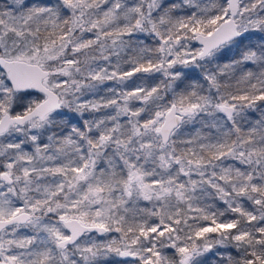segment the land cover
I'll return each instance as SVG.
<instances>
[{"label":"snow or ice","instance_id":"6c2138e0","mask_svg":"<svg viewBox=\"0 0 264 264\" xmlns=\"http://www.w3.org/2000/svg\"><path fill=\"white\" fill-rule=\"evenodd\" d=\"M0 264H264V0H3Z\"/></svg>","mask_w":264,"mask_h":264},{"label":"rangeland","instance_id":"374dc122","mask_svg":"<svg viewBox=\"0 0 264 264\" xmlns=\"http://www.w3.org/2000/svg\"><path fill=\"white\" fill-rule=\"evenodd\" d=\"M3 2V0H0V3H2ZM88 34V33H87ZM89 36H91V34H89ZM103 63V62H102ZM110 82V81H109ZM109 82H106L103 86H102V88H101V90H100V93H99V95H105L106 94V90L109 88V87H107V84H109ZM112 84H113V82H112ZM138 84H142V83H138ZM137 84V85H138ZM110 87H112V88H116L117 89V91H119L120 90V88H122V87H124L123 85H117L116 84V82L114 83V85H112V86H110ZM127 87L128 88H131L129 85H127ZM135 87V86H134ZM86 98H89V99H91V98H93L92 96H89V97H86ZM136 106L138 107L139 106V102H136ZM110 112H112V109H104V110H102L101 112H98L97 113V116H103V115H105L106 113H110ZM92 113H85V115H84V119H91V118H93V115H91ZM143 117V116H142ZM256 119V118H255ZM251 120V119H250ZM241 124H242V126L243 127H245V128H247L248 127V122H246V121H241ZM201 128V125L199 124V123H194V124H190V125H188L185 129H183V131H185V132H188V133H195V131L197 130V129H200ZM205 131H206V129H205ZM27 150L28 151H33V149H32V147L31 146H28V148H27ZM147 205V202H143V204H142V207L143 206H146ZM33 233H32V230L31 229H27V228H21L20 230H19V232L17 233V236H28V235H32ZM9 238H11V237H9Z\"/></svg>","mask_w":264,"mask_h":264},{"label":"trees","instance_id":"16d2710c","mask_svg":"<svg viewBox=\"0 0 264 264\" xmlns=\"http://www.w3.org/2000/svg\"><path fill=\"white\" fill-rule=\"evenodd\" d=\"M89 34H91V33L86 34V36L87 37H90ZM235 54L236 53H230L229 55H235ZM193 75H195V74L193 73ZM132 80L135 81V83L134 84L133 83H129L128 84L131 88L134 87V86H136L138 83H142L144 86H149V85H152V84L158 82V80L149 79V78H146V77H143L142 78L141 74H137V76L136 77H133ZM112 82H113V84H112ZM114 83H115L114 81H110L109 84H107V87H110V86L114 85ZM258 103H260V102H258ZM91 115L97 116V113H95V114L92 113ZM143 115L144 114H142V116ZM247 115L249 116V118L251 120H254L255 118H258L259 117V113L258 112H252L251 110L248 111ZM208 202H214L215 205H216V207L219 208V209H224L225 208V205L222 202H220L219 200H216V201H211L210 200ZM241 202L249 210H251L254 207V205H252L251 201H248L245 198H242ZM142 204H143V202H141V206H142Z\"/></svg>","mask_w":264,"mask_h":264}]
</instances>
